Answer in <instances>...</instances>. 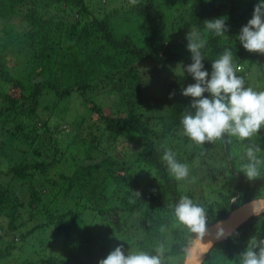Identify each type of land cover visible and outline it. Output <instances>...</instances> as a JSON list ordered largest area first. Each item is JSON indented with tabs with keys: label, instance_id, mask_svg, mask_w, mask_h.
<instances>
[{
	"label": "trees",
	"instance_id": "16d2710c",
	"mask_svg": "<svg viewBox=\"0 0 264 264\" xmlns=\"http://www.w3.org/2000/svg\"><path fill=\"white\" fill-rule=\"evenodd\" d=\"M186 2L188 8L177 7ZM257 3L115 0L105 11L86 0H0V238L10 236L0 256L52 224V254L12 264H65L58 258L63 250L72 264H98L115 243L125 253L129 248L152 252L161 241L171 248L165 264H182L183 248L191 241L187 232L173 227L172 206L181 196L196 197L193 191L184 193L169 174L162 160L165 149L188 165L184 182L198 187L202 202L211 201L205 203L206 227L264 198V176L249 181L238 171L239 156L229 159L243 153L239 142H206L201 148L183 136L180 121L190 106L188 97H178L169 113L159 109L144 119L147 108L194 79L185 72L164 80L136 66L141 61L155 69L191 64L189 51L176 52L175 37L193 28L204 32L205 20L226 17V36L205 33L204 70L210 78L211 63L230 49L234 63L243 66L237 74L246 81L253 72L245 64L259 63L260 69L264 64V55L248 52L237 39ZM178 9L179 17L174 15ZM134 27L137 36L130 33ZM71 94L77 95L75 102L62 103ZM97 94L109 97L108 112L97 103ZM44 95L55 110L67 106L73 114L69 121L51 128L50 117L40 118ZM150 121L157 126L150 127ZM71 126L79 130L72 135L76 139L64 143V129ZM256 142L264 151V127ZM259 156L264 158V152ZM29 222L27 230L22 225ZM253 237L264 239V213L212 245L202 264H238Z\"/></svg>",
	"mask_w": 264,
	"mask_h": 264
},
{
	"label": "clouds",
	"instance_id": "9594fccd",
	"mask_svg": "<svg viewBox=\"0 0 264 264\" xmlns=\"http://www.w3.org/2000/svg\"><path fill=\"white\" fill-rule=\"evenodd\" d=\"M131 3L135 5L137 0H131ZM204 27V32L193 28L186 35V47L191 53L192 62L183 68L179 66L182 76L186 72L195 81L181 92L183 96L192 98L180 121L182 134L201 148L206 142H239L243 153L234 152L229 159L239 156L243 163L238 171L252 181L264 176V158L259 156L264 151L256 142L260 129L264 127V90L257 91L246 86L244 77L237 74L243 66L234 63L230 49H225L211 63L209 78L202 63L205 59L202 50L208 43L205 33L226 36V17L205 20ZM237 39L248 52L264 55V0L254 6L252 18L241 28ZM204 93H208V96L205 97ZM174 95V92L170 93V98ZM245 140L248 141L247 145L244 144ZM162 160L173 179L183 181L188 178V165L179 162L174 151L165 149ZM136 195L140 194L137 192ZM172 207L173 227L187 232L191 241L183 248L182 264H202L200 257L212 246L211 241L202 242L207 234L206 209L187 195L181 196ZM248 207L251 215L259 216L264 213V198L253 199ZM159 230L163 233L167 229L162 225ZM223 236L224 230L218 227L215 238ZM170 252V246L162 241L154 245L152 252L128 250L125 254L123 245H118L98 264H165L166 258L170 259L167 256ZM238 264H264V239L251 238L246 250L239 254Z\"/></svg>",
	"mask_w": 264,
	"mask_h": 264
},
{
	"label": "rangeland",
	"instance_id": "374dc122",
	"mask_svg": "<svg viewBox=\"0 0 264 264\" xmlns=\"http://www.w3.org/2000/svg\"><path fill=\"white\" fill-rule=\"evenodd\" d=\"M257 1L260 2V0H257ZM86 2H87V4H89L90 6H92L94 8H99L100 10L107 11L113 6L115 0H106V3H101L102 0H86ZM189 4H190V2L189 3L186 2L182 6H177V7L186 9L189 7ZM181 11L182 10L178 9L174 13V15L179 17ZM177 23L179 25L178 21H177ZM167 24H168V31H169L171 26H169V23H167ZM190 30L182 31V33L187 34ZM130 33L136 34L135 27L130 30ZM135 36H137V34ZM179 38H180V41H179ZM175 39L178 41L177 42L178 47L175 48L176 52L178 54L186 53L188 51V49L186 47L187 46L186 36L183 37L179 34V37L177 36V37H175ZM258 64L259 63H254V65L248 64V63L245 64V66L249 67V69L253 72L251 77H249L245 82H246L247 86H251L255 90L261 91L264 89V87H263L264 64H262L263 65L262 69L259 68ZM136 66H137V68L139 67L141 69V71H143L142 72L143 74H149V75H152V74L155 75L156 74V77H157V74H161L160 75L161 79L166 80L169 76H172V78H173L176 75L181 74L180 70H179V66L181 68H183L184 64L171 63L168 65H165L162 68L155 69V67H153L150 63H143V61H141V62H138L136 64ZM188 85H190V84H188ZM188 85H186L185 88ZM181 92H182V90L178 94L176 92L175 95L172 96L171 98L167 97L161 103L155 104V105L147 108L144 112V117H145L144 119H148V118L150 119L152 117V114L155 113L159 109H160V112L167 111L169 113V111H170L169 106L172 105V103L178 97H181V95H182ZM51 96L53 99H55V97H53V95H51ZM75 97H77L76 94H71L69 97L64 99L63 102L62 101H60V102H62L64 104H66V103L68 104L70 101L75 102L74 101ZM188 98L192 100L191 97H188ZM96 101H97V103H100L104 106L105 112L109 111V107L111 108V106H110L111 101H110L109 97L105 96L104 94H97L96 95ZM39 113H40L41 119H47L50 117L51 128L54 127L57 123L69 121V118L72 117V115H73L70 111H68L67 106L63 105V104L59 107V110H55L54 107L52 106L51 100H46L45 95L42 98V100H40ZM149 124H150V127L157 126L156 123L152 124L151 121L149 122ZM75 131H76V129L74 126L68 127V129H64V132H63L64 135L68 136V137L63 136L64 138L62 137V139L64 140V143H68L70 141L69 144H71L72 141H74L76 139L75 136L72 137V135H73V133H75ZM78 131L79 130H77L76 132H78ZM80 132H82L85 137L89 133L88 129L83 131L82 128H81ZM63 133H62V135H63ZM55 137H57V136H55ZM244 144L247 145L248 141L245 140ZM74 147H75V144H73L72 147H70L68 149V151L70 152ZM76 147L78 150H81L79 145H77ZM71 154H73V153H71ZM189 174H190V172H189ZM180 182L182 184L181 189L184 191V193H188V192L192 193V191L194 192V193H192V194H195V197H196V199L193 200L194 203L203 204V207L205 208V203L211 202L209 200H203V201H205V203L201 201L203 198L200 196H202V195L198 194V190H197L198 187L193 182L189 183V184H186L184 182V180L180 181ZM187 187H189L190 190ZM27 216H28V213L27 212L24 213L21 217V219H22L21 222H23L27 218ZM40 217L45 222V218L42 215ZM32 221H34V220H32ZM4 222L5 221H3V223ZM22 226L27 227V230H29L28 227H30L32 225H31V222H29L28 225L26 223H24ZM52 231H53V225L52 224H49L48 226H45L43 228H38L36 230V232L33 233L32 235H30L29 237H27L25 241L17 243L15 249L11 250V252L9 254H4L3 256H0V264H12L15 262H20L28 256H31L32 259L37 260V259L43 258V256H45V255H49V254L51 255L53 250H51L50 246H52L54 244V242L56 241V237L53 235ZM3 233H4V231H1L0 235L2 236ZM9 239H10L9 235L0 238V248L2 251L4 250V246H5L6 242H8ZM118 245H122V244H118V243L113 244L111 247V250H114L115 247ZM128 250L133 251L131 248L127 249L126 251H128ZM125 254H127V252ZM58 258L63 259L65 264H72V262H73V261L72 262L69 261L66 258L65 254H64V250L59 252Z\"/></svg>",
	"mask_w": 264,
	"mask_h": 264
},
{
	"label": "water",
	"instance_id": "95a60500",
	"mask_svg": "<svg viewBox=\"0 0 264 264\" xmlns=\"http://www.w3.org/2000/svg\"><path fill=\"white\" fill-rule=\"evenodd\" d=\"M250 202L251 201L246 202L243 205H241L239 208H237L236 210L232 211L226 219L220 220V221H218L212 225L207 226L206 227L207 234L203 237L202 242L208 243L209 241H211L212 245H214L217 242H220V241L224 240L226 237H228L229 232L232 233L239 226H241L243 223L248 221L250 218L256 216V215L250 214V208L248 207ZM261 214H263V213H261ZM218 227L222 228L224 230L225 236H223L219 239H216L215 237H216V232L218 230ZM210 247H208L207 252L210 249ZM206 253H204L200 257L201 262L204 261Z\"/></svg>",
	"mask_w": 264,
	"mask_h": 264
}]
</instances>
